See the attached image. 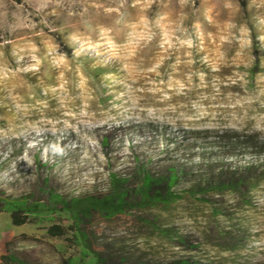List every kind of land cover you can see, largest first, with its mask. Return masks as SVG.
<instances>
[{
    "label": "rangeland",
    "instance_id": "1",
    "mask_svg": "<svg viewBox=\"0 0 264 264\" xmlns=\"http://www.w3.org/2000/svg\"><path fill=\"white\" fill-rule=\"evenodd\" d=\"M20 203L12 264H264V0H0Z\"/></svg>",
    "mask_w": 264,
    "mask_h": 264
},
{
    "label": "trees",
    "instance_id": "2",
    "mask_svg": "<svg viewBox=\"0 0 264 264\" xmlns=\"http://www.w3.org/2000/svg\"><path fill=\"white\" fill-rule=\"evenodd\" d=\"M115 178V177H114ZM111 201L112 198L108 197L105 199V202ZM14 204V203H12ZM24 203H20L18 204L15 209L10 207L9 210L4 209V207L2 205H0V212L3 211H7L9 213L10 219H11V223L13 225H23L24 223L27 222V216L26 215H22L21 211L18 209L19 206H23ZM105 204V203H104ZM33 208H35V205H32ZM111 207V206H110ZM48 233L51 235H62L63 231L62 228L59 225H52L50 227H48ZM9 245V242H6V247ZM100 252V251H99ZM11 257L7 254V253H3L0 255V264H12L10 261ZM95 264H118L117 262H115L113 259L111 258H105V260H103L101 257H96L95 258Z\"/></svg>",
    "mask_w": 264,
    "mask_h": 264
}]
</instances>
